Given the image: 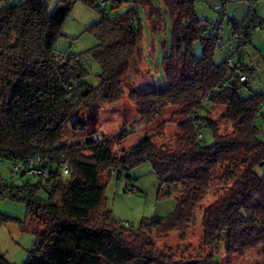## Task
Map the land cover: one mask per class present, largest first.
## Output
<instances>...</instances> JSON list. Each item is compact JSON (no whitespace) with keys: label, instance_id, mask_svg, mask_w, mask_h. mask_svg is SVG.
I'll list each match as a JSON object with an SVG mask.
<instances>
[{"label":"trees","instance_id":"trees-1","mask_svg":"<svg viewBox=\"0 0 264 264\" xmlns=\"http://www.w3.org/2000/svg\"><path fill=\"white\" fill-rule=\"evenodd\" d=\"M77 1L59 0L49 12L44 0H0V161H8L21 178H37L0 181V197L24 203L22 227L36 237L24 264H218L220 250L236 260L264 247V177L255 172L264 165L256 122L264 119V93L244 98L239 93L253 71L245 61L255 33L250 25L264 24L253 11L257 0H250L242 23L227 22L231 44L221 62L216 61L223 48L221 21L210 24L198 17L195 0H161L172 19L163 46V80L154 89H133L128 97L147 125L176 108L177 139L172 146L159 145L145 134L120 153L95 137L97 113L91 111L87 122L76 117L99 99L112 104L126 95L123 78L143 39L139 6L154 25L161 23V11L152 0H133L136 8L113 17L108 10L118 11L129 0H82L101 13L87 29L97 44L80 54L63 53L55 43ZM243 24L248 44L242 53L234 52L232 33ZM197 42L201 56L194 51ZM206 102L225 108L221 121ZM68 130L89 133L69 142ZM129 134L121 133V143ZM36 156L45 175L14 169ZM145 162L167 188L163 194H176L177 204L168 215L143 218L132 229L114 217L105 189L111 176L130 178ZM213 190L217 196L202 210L201 222L208 252L176 258L160 249L154 236L180 233L184 239L195 210ZM0 264L10 263L0 256Z\"/></svg>","mask_w":264,"mask_h":264},{"label":"rangeland","instance_id":"rangeland-1","mask_svg":"<svg viewBox=\"0 0 264 264\" xmlns=\"http://www.w3.org/2000/svg\"><path fill=\"white\" fill-rule=\"evenodd\" d=\"M17 1V0H13ZM50 11L59 3V0H44ZM155 6L160 8L162 19L159 24H152L148 20L146 11L139 6V17L143 25V39L134 53L131 61V68L124 79V91L126 95L116 103L107 104L103 99L97 100L92 105V110H82L76 118H82L85 122L91 112L97 113V126L95 137L101 138L115 153L123 151L122 148H131L143 135H151L159 145H174L177 137V125L180 118L177 117L174 107H169L161 113L150 125L139 119L135 104L129 99L128 94L133 89H151L160 86L164 77L163 64V46L169 42L172 27V19L161 0H152ZM224 4L223 21L220 22L221 28L219 35L223 48L217 52L216 61L221 62L231 44V25L227 22L235 21L242 23L249 13L251 7L250 0H226ZM195 11L198 17L210 24L218 22L221 14L215 9L222 0H195ZM133 7V0H129L118 11L111 12L109 15H117L126 9ZM253 11L256 12L258 19H264V0H257ZM252 11V12H253ZM160 16V17H161ZM101 13L82 1L78 0L71 14L66 19L62 27L61 35L57 43V49L63 53L80 54L88 51L97 43L96 37L87 29L91 24L98 21ZM252 37V44L246 50V64L253 69L247 80V85L240 90L242 98L248 97L252 92L264 93V28L256 31ZM202 47L197 42L195 44V53L202 55ZM97 65L94 61L89 63ZM210 112L218 121L225 110L224 107H216L206 102ZM94 108V109H93ZM221 121V120H220ZM262 128L261 139L264 141V119L256 121ZM164 126H163V125ZM162 133H159L160 127ZM224 129V127H223ZM123 131L130 134L125 141L121 143L119 137ZM89 130L83 133H74L71 130L66 132L67 141H82L88 137ZM204 140L212 142L210 131H203ZM8 161H0V181L4 183H20L22 180L37 179L35 177L20 175L11 169ZM255 172L264 177V165L256 168ZM130 178L125 174L110 177L106 190L107 205L113 212L114 217L124 223L129 224L132 229H136L143 218H149L154 215L166 216L173 211L177 204L176 194L164 195L167 188L161 187L156 172L149 162L134 168L130 171ZM213 190L204 200L203 204L195 210L193 222L189 231L183 239L180 233H172L168 236H154L160 249L171 251L176 258H196L200 252L207 253L202 245V213L204 208L217 196ZM7 217V219H5ZM26 206L22 202H16L7 198L0 197V256L10 264H24L28 257L27 253L34 247L36 241L35 234L31 230H24L22 222L26 219ZM222 249V248H221ZM222 259L218 264H264V247H258L251 251L243 259H227L220 250Z\"/></svg>","mask_w":264,"mask_h":264},{"label":"built area","instance_id":"built-area-1","mask_svg":"<svg viewBox=\"0 0 264 264\" xmlns=\"http://www.w3.org/2000/svg\"><path fill=\"white\" fill-rule=\"evenodd\" d=\"M226 0H222V4H218L216 6V10L222 15L224 14V4L226 3ZM223 17L221 16L220 21H223ZM217 28H219L218 25H216ZM248 28L247 25L243 24L241 25V28L239 30H237V32H233L232 33V37H233V41H234V45L232 47V51L236 52V51H240L241 53L243 52L244 49L243 46L248 44V38H244V32L245 30ZM264 28V24L260 25L257 21L256 22H252L250 25V30L256 32L258 30H262ZM216 31V28H214L213 32ZM241 46V47H240ZM230 64H232V62H230ZM241 80H245V75L241 76ZM41 158L40 156H36L35 158H33L32 160L29 161V163L27 164V166H21V164H16L15 165V170L18 172H27L28 174L34 173V174H41V175H45L46 174V170L41 168L43 166V164L41 163ZM65 172H67V169H64Z\"/></svg>","mask_w":264,"mask_h":264},{"label":"crops","instance_id":"crops-1","mask_svg":"<svg viewBox=\"0 0 264 264\" xmlns=\"http://www.w3.org/2000/svg\"><path fill=\"white\" fill-rule=\"evenodd\" d=\"M264 20V19H263Z\"/></svg>","mask_w":264,"mask_h":264}]
</instances>
